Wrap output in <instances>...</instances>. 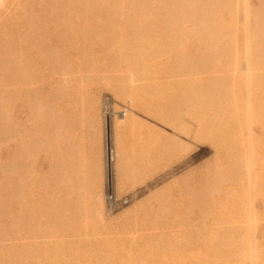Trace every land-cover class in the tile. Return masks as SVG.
I'll return each instance as SVG.
<instances>
[{
    "label": "rangeland",
    "instance_id": "1",
    "mask_svg": "<svg viewBox=\"0 0 264 264\" xmlns=\"http://www.w3.org/2000/svg\"><path fill=\"white\" fill-rule=\"evenodd\" d=\"M197 1L0 0V264H264V0Z\"/></svg>",
    "mask_w": 264,
    "mask_h": 264
},
{
    "label": "bare ground",
    "instance_id": "2",
    "mask_svg": "<svg viewBox=\"0 0 264 264\" xmlns=\"http://www.w3.org/2000/svg\"><path fill=\"white\" fill-rule=\"evenodd\" d=\"M217 1L220 2V3L218 4ZM217 1H214L215 3L212 1V3H213L214 5H216L215 8H216L217 5H218V8H216V9H218V10L221 9V7L225 6L224 4H226V6H227V7H225V8H228V9H229L228 6H230V7L233 6V5H232V2L227 3V2H229V1H227V0H226V2H224L225 0H224V1L217 0ZM230 1H231V0H230ZM197 2H198V1L196 0L195 3H197ZM199 2H200V0H199ZM206 2H208V1H206ZM209 2H210V0H209ZM221 2H222V3H221ZM223 2H224V3H223ZM221 4H222L223 6H221ZM202 5H203V4H202ZM220 6H221V7H220ZM219 7H220V8H219ZM235 7H236V6L234 5L233 8H235ZM231 9H232V8H231ZM231 9H230V10H231ZM216 11H217V10H216ZM217 12H221V10H219V11H217ZM206 30H207V29H206ZM204 31H205V29L203 30V33H204ZM203 33L199 35V38L202 37V38H201V39L203 40L202 43H203V42L206 43V38L209 37V33H208V32H206V33H204V34H203ZM200 36H201V37H200ZM5 41H6V40H5ZM7 43H8V42H5L4 44H7ZM200 43H201V42H200ZM202 43H201V46H199L200 48H202ZM203 44H204V43H203ZM7 45H8V44H7ZM204 45H205V44H204ZM6 47H7V46H6ZM203 47H204V46H203ZM215 56H216V55H215ZM215 56H214V57H215ZM202 57H203V56H202ZM202 57H201V59H202ZM216 57H217V56H216ZM210 58H211V57H210ZM201 59H200V61H201ZM198 60H199V59H198ZM207 60H208V58H207ZM204 61H205V60H204ZM213 61H214V60H213ZM211 62H212V61H211ZM198 63H199V61H198ZM201 63H203V62L201 61ZM208 64H209V63H208ZM211 64H212V63H211ZM213 64H215V63H213ZM200 65H202V64H200ZM205 65H206V64H205ZM202 67H203V66H202ZM206 67H207V66H206ZM206 67H205V69H206ZM211 67H212V66H211ZM197 69H198V68H197ZM208 69H209V68H208ZM212 69H213V68H212ZM200 70H201V69H200ZM248 70H249V69H248ZM197 71H198V70H197ZM201 71H202V70H201ZM198 72H199V71H198ZM202 72H203V71H202ZM217 72H218V71H217ZM240 72H241V71H240ZM219 73H221V71H219ZM213 74H214V73H213ZM217 74H218V73H217ZM221 75H222V74H221ZM226 75H227V74H226ZM209 76H210V75H209ZM219 76H220V75H219ZM219 76H218V77H219ZM235 76H236V75H235ZM211 77H212V76H211ZM220 77H221V76H220ZM232 77H233V76H232ZM214 78H215V77H214ZM222 78H223V77H222ZM208 79H209V78H208ZM210 79H212V78H210ZM215 79H216V78H215ZM217 79H218V78H217ZM226 80H227V79H226ZM229 80H230V79H229ZM211 81H212V80H211ZM209 82H210V80H209ZM224 82H225V81H224ZM224 82H222V83H223V86H224ZM231 82H232V81H231ZM203 83H204V82H203ZM225 83H226V82H225ZM204 84H209V83L207 82V83H204ZM210 84H211V83H210ZM214 84H216V81H215V83L213 82V84H211V85H214ZM216 85H217V84H216ZM219 85H220V84H219ZM216 87H218V86H216ZM216 87H215V88H216ZM122 88L125 89L124 87H122ZM122 88L119 90V92L121 91V93H124L125 90H122ZM227 88H228V86H227ZM203 89H205V87H203ZM203 89H202V90H203ZM223 89H224V88H223ZM217 90L219 91L220 89L218 88ZM225 90H226V89H225ZM225 90H224V91H225ZM123 91H124V92H123ZM213 91H214V90H213ZM226 91H228V89H227ZM206 92H207V91H206ZM223 93H224V92H223ZM230 93H231V91H230ZM213 94H214V93H213ZM213 94H212V97H213ZM216 95H218V94H216ZM219 95H220V94H219ZM219 95H218V96H219ZM222 96H223V95H222ZM224 96H225V95H224ZM224 96H223V98H224ZM229 96H230V95H229ZM220 97H221V96H220ZM225 97H226V96H225ZM223 98H222V99H223ZM229 98H230V97H229ZM217 99H220V98H217ZM226 99H227V98H226ZM202 100H203V99H202ZM220 100H221V99H220ZM220 100H219V101H220ZM223 100H225V99H223ZM212 101H214V99H213ZM228 101H229V99H228ZM228 101H227V102H228ZM206 102H207V100H206ZM209 102H210V100H209ZM214 102H215V101H214ZM204 103H205V101H204ZM218 103H219V102H218ZM211 104H213V103H211ZM215 104H216V102H215ZM213 105H214V104H213ZM217 106H218V105L216 104V107H217ZM205 107H206V106H205ZM205 107H204V108H205ZM208 108H209V107H208ZM231 108H232V107H231ZM233 108H234V107H233ZM217 109H218V108H217ZM207 110H208V109H207ZM207 110H206V112H207ZM209 110H211V107H210ZM226 110H227V109H226ZM228 110H229V109H228ZM232 110H233V109H232ZM229 111H230V110H229ZM229 111H228V112H229ZM92 112H93V110H92ZM222 113H223V111H222ZM226 113H227V112H226ZM92 114H93V113H92ZM92 114H91V115H92ZM209 114H210V113H209ZM217 114H218V113H217ZM257 114H258V113H257ZM215 115H216V114H215ZM113 156H114V155H113ZM113 156H112V158H111L110 160L113 159ZM248 262H249V261H248Z\"/></svg>",
    "mask_w": 264,
    "mask_h": 264
}]
</instances>
